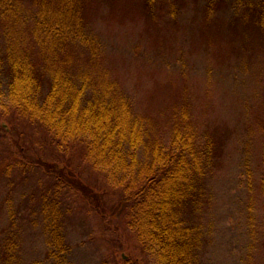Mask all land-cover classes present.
I'll use <instances>...</instances> for the list:
<instances>
[{
  "label": "rangeland",
  "instance_id": "rangeland-1",
  "mask_svg": "<svg viewBox=\"0 0 264 264\" xmlns=\"http://www.w3.org/2000/svg\"><path fill=\"white\" fill-rule=\"evenodd\" d=\"M248 2L216 0L210 14L208 0H157L151 8L146 0H88L84 8L87 30L103 48L101 67L153 123L152 135L166 137L177 114L187 111L200 138L215 142L207 194L187 213L203 232L202 264H264V29L247 12ZM9 110L0 108V264L8 240L16 241L17 263L53 264L42 204L32 197L50 184L35 161H60L94 192L111 187L84 150L59 153L41 129ZM20 146L26 174L14 163ZM72 198L62 206L70 210L63 218V262L155 264L125 224L103 216L95 201Z\"/></svg>",
  "mask_w": 264,
  "mask_h": 264
},
{
  "label": "trees",
  "instance_id": "trees-1",
  "mask_svg": "<svg viewBox=\"0 0 264 264\" xmlns=\"http://www.w3.org/2000/svg\"><path fill=\"white\" fill-rule=\"evenodd\" d=\"M87 2L0 0V34L5 38L0 44V91L1 84H7L0 108L11 107L12 115L41 129L45 142L59 153L84 150L85 161L103 173L111 187L94 192L60 161H35V170L50 184L32 197L42 204L53 264H68L62 261L67 251L62 227L70 210L62 206L75 196L95 201L103 216L125 224L155 264H202L203 232L187 213L203 204L207 194L215 142L200 138L187 111L175 117L168 142L152 135L153 123L136 112L131 98L101 67L103 48L87 30ZM156 2L146 0L150 8ZM208 2L210 14L216 0ZM247 12L264 29V0H249ZM79 48L81 53L72 51ZM86 52L84 66L80 63ZM24 152L20 146L13 157L26 174ZM109 191L111 202L106 198ZM16 247L15 240H8L1 264H19Z\"/></svg>",
  "mask_w": 264,
  "mask_h": 264
}]
</instances>
